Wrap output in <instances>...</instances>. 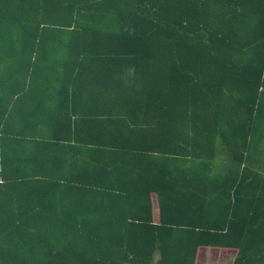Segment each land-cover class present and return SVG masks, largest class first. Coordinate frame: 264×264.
Listing matches in <instances>:
<instances>
[{
	"label": "trees",
	"instance_id": "16d2710c",
	"mask_svg": "<svg viewBox=\"0 0 264 264\" xmlns=\"http://www.w3.org/2000/svg\"><path fill=\"white\" fill-rule=\"evenodd\" d=\"M226 253L264 264V0H0V264Z\"/></svg>",
	"mask_w": 264,
	"mask_h": 264
},
{
	"label": "rangeland",
	"instance_id": "374dc122",
	"mask_svg": "<svg viewBox=\"0 0 264 264\" xmlns=\"http://www.w3.org/2000/svg\"><path fill=\"white\" fill-rule=\"evenodd\" d=\"M212 249V248H211ZM211 249H204L202 248V251H206L208 252ZM234 254L233 253H226L225 256H215L212 254H207V256L205 255L204 258L202 257V259L199 261L200 264H231V261L233 260Z\"/></svg>",
	"mask_w": 264,
	"mask_h": 264
},
{
	"label": "crops",
	"instance_id": "0c3cea01",
	"mask_svg": "<svg viewBox=\"0 0 264 264\" xmlns=\"http://www.w3.org/2000/svg\"><path fill=\"white\" fill-rule=\"evenodd\" d=\"M231 263H232V261H231Z\"/></svg>",
	"mask_w": 264,
	"mask_h": 264
}]
</instances>
